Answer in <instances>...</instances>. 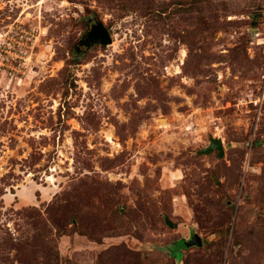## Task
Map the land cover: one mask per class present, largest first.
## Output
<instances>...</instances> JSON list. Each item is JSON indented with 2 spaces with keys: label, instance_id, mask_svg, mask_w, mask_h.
<instances>
[{
  "label": "rangeland",
  "instance_id": "1",
  "mask_svg": "<svg viewBox=\"0 0 264 264\" xmlns=\"http://www.w3.org/2000/svg\"><path fill=\"white\" fill-rule=\"evenodd\" d=\"M0 264H264V0H0Z\"/></svg>",
  "mask_w": 264,
  "mask_h": 264
},
{
  "label": "water",
  "instance_id": "2",
  "mask_svg": "<svg viewBox=\"0 0 264 264\" xmlns=\"http://www.w3.org/2000/svg\"><path fill=\"white\" fill-rule=\"evenodd\" d=\"M111 42V37L107 30L101 23H95L90 26L88 32L80 41V44L84 45L87 49L93 45H107ZM212 151L218 152V157H223V144L220 139L209 140V145L200 151L201 154H209ZM186 248L196 247L200 248L202 246V239L198 235H194L191 241L184 243Z\"/></svg>",
  "mask_w": 264,
  "mask_h": 264
},
{
  "label": "flooded vegetation",
  "instance_id": "3",
  "mask_svg": "<svg viewBox=\"0 0 264 264\" xmlns=\"http://www.w3.org/2000/svg\"><path fill=\"white\" fill-rule=\"evenodd\" d=\"M80 47H81V48H84L85 46H84V45H82V44H80Z\"/></svg>",
  "mask_w": 264,
  "mask_h": 264
}]
</instances>
